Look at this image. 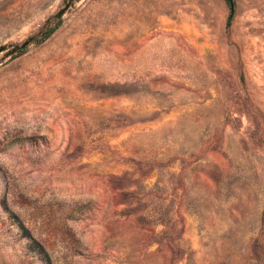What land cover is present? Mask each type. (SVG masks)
Listing matches in <instances>:
<instances>
[{
	"label": "rangeland",
	"instance_id": "374dc122",
	"mask_svg": "<svg viewBox=\"0 0 264 264\" xmlns=\"http://www.w3.org/2000/svg\"><path fill=\"white\" fill-rule=\"evenodd\" d=\"M66 1L0 0V46L34 36L0 53V264H264V0Z\"/></svg>",
	"mask_w": 264,
	"mask_h": 264
},
{
	"label": "water",
	"instance_id": "95a60500",
	"mask_svg": "<svg viewBox=\"0 0 264 264\" xmlns=\"http://www.w3.org/2000/svg\"><path fill=\"white\" fill-rule=\"evenodd\" d=\"M72 1L73 0H67L66 1V5L57 12V14H56L57 18H61L63 16L65 11L70 7ZM33 39H34V36H31V37L27 38L26 40H24L22 43L17 44L15 46H12L10 49L8 48L7 45H1L0 46V53L5 51L6 56H10V55L16 53L18 50L27 47L33 41Z\"/></svg>",
	"mask_w": 264,
	"mask_h": 264
},
{
	"label": "trees",
	"instance_id": "16d2710c",
	"mask_svg": "<svg viewBox=\"0 0 264 264\" xmlns=\"http://www.w3.org/2000/svg\"><path fill=\"white\" fill-rule=\"evenodd\" d=\"M226 2H227L229 9H230V13H229L228 20H227V26H229L230 22L234 16V12H235V8H236V0H226ZM54 29H55V27H51L47 31L43 32V34H41L40 39L45 38L48 35H50L54 31Z\"/></svg>",
	"mask_w": 264,
	"mask_h": 264
}]
</instances>
